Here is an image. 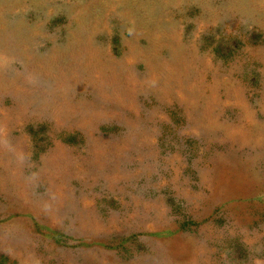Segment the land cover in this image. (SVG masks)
<instances>
[{
  "label": "rangeland",
  "instance_id": "374dc122",
  "mask_svg": "<svg viewBox=\"0 0 264 264\" xmlns=\"http://www.w3.org/2000/svg\"><path fill=\"white\" fill-rule=\"evenodd\" d=\"M0 264H264V0H0Z\"/></svg>",
  "mask_w": 264,
  "mask_h": 264
}]
</instances>
